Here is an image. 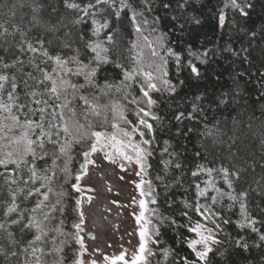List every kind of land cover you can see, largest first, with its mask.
<instances>
[{
    "label": "snow or ice",
    "instance_id": "6c2138e0",
    "mask_svg": "<svg viewBox=\"0 0 264 264\" xmlns=\"http://www.w3.org/2000/svg\"><path fill=\"white\" fill-rule=\"evenodd\" d=\"M0 5L6 9L0 13V264H151L150 257L156 264H264V133L259 158L241 156L233 150L234 131L226 123L209 126L206 118L209 110L233 109L264 123V71L250 70L257 37L264 41V21L258 26L250 21L258 5L264 13V0H222L213 15L216 28L228 33L227 43L181 51L169 37L201 24L206 6L201 0H0ZM124 21L130 31L122 28ZM165 22L168 31L161 29ZM145 49L151 57L147 66ZM215 59L230 61L232 86L208 95L200 82L209 75L222 78L209 73ZM170 61L177 75L187 73L178 83ZM178 87L196 90L185 104H169L170 114L161 115L163 101ZM232 119L234 127L242 123ZM191 124H203L204 138V152L191 157L155 135L174 126L184 136L194 131ZM154 158L153 181L145 177ZM102 162L121 172L136 166L140 211L132 215L139 245L130 260L125 252L85 259L100 253L96 245L88 252L83 235L85 205L92 206L90 212L99 208L100 189L82 181L96 175L90 166L103 176ZM70 181L75 219L69 230L64 185ZM180 190L185 198L178 201L173 193ZM146 198L157 206L150 218ZM87 238L97 239L92 233Z\"/></svg>",
    "mask_w": 264,
    "mask_h": 264
},
{
    "label": "trees",
    "instance_id": "16d2710c",
    "mask_svg": "<svg viewBox=\"0 0 264 264\" xmlns=\"http://www.w3.org/2000/svg\"><path fill=\"white\" fill-rule=\"evenodd\" d=\"M201 3H204L206 5L202 10V13L200 14V18L202 21L201 24H191L185 29L183 33L176 32L169 37L171 46L177 51L187 49L189 46L193 47L194 50L203 48L211 49L217 45L223 46L227 43L229 39L228 33L224 30L216 28V18L213 15L216 9L222 6V0H201ZM5 10L6 9H4L3 5H0V13ZM25 11L27 10L25 9ZM226 11L229 13L231 12L230 9ZM262 21H264V13L261 12V8L258 5L256 10L252 13L250 23H254L258 26ZM121 26L125 31H130L127 21H124ZM161 29L163 31H168L167 22L161 25ZM222 32L223 36L221 35ZM182 54L186 55V52H183ZM150 61L151 57L148 54V50L145 49V66H147V63ZM251 61V71L254 72L257 69L264 71V68L261 67V65L264 64V41H260L259 36L257 37V42L254 44V47L252 49ZM169 67L171 71V78L174 82L178 83L180 79H183L187 76L186 72H181L179 75H177L174 61H170ZM231 71L232 66L229 60L215 59L214 61L210 62L209 73H222V78L217 81L214 76L209 75L208 78L200 82V90L207 91L208 95H212L214 92L219 93V91H221L222 89L227 90L228 87L232 86V81L229 75ZM253 83H255V81H253ZM195 90L196 89L194 87H178L176 95L171 98H166L163 101V105L160 109V114L163 116L169 115L170 111L172 110L168 107L169 104L177 107L185 104L186 97H189ZM241 103L243 104V102ZM256 115L257 117H259V112H257ZM249 116L250 113L247 112L243 113L242 115H238L237 111L233 109L216 111L209 110L206 114L207 121L210 122L209 126H211V124H216L217 122H219V126L223 128L226 123L229 133L231 134L234 131L236 138V142L233 148L234 151L238 150L241 156L249 157L255 153L258 159L260 149L259 139L261 134L264 133V123H262L261 120L258 119L250 120ZM233 117H236V119L242 121V123H238L234 127L232 119ZM249 124L251 125V127H249ZM188 126L193 127L194 131L184 136L177 135V131L174 126L170 128L159 129L155 133V135L158 138H161V144L163 142V139H170L173 148L176 151L180 152L182 155L191 157L195 151H201L203 153L204 138L200 135L203 124H191ZM121 127L126 126L121 124ZM109 129H111L110 126L108 130ZM181 131H186V129L182 128ZM225 139H227V137H225ZM224 147L226 149L227 145H225ZM184 149H187V151L185 152ZM78 151L79 148L77 146V152ZM80 159L82 158L77 157V161H79ZM151 163L153 167L149 169V175L147 176V179H152L154 181L158 165L155 158L151 161ZM78 167L79 163L74 162L72 165L73 170L75 171L76 169H78ZM70 185L71 181L69 182V184L64 185L65 190L69 192V196L65 200V205L68 208L66 227L69 230L71 229L72 220L75 219V216L71 211L72 205L74 203V201L72 200V195L74 194H72L71 192ZM158 191H160L161 193L162 204L163 190L158 189ZM173 194L178 201L185 198L183 190L176 191ZM153 206V208L157 207L156 205ZM161 210H163V208H161ZM153 223H156V221L153 220ZM172 235L173 233L169 232L168 236L165 237V239H168V237H171ZM168 242L170 245H175L176 243V241L174 240H169ZM149 247L153 246L149 244ZM149 259L151 260V264H156V260L154 257H150Z\"/></svg>",
    "mask_w": 264,
    "mask_h": 264
},
{
    "label": "rangeland",
    "instance_id": "374dc122",
    "mask_svg": "<svg viewBox=\"0 0 264 264\" xmlns=\"http://www.w3.org/2000/svg\"><path fill=\"white\" fill-rule=\"evenodd\" d=\"M109 132L112 129L108 130ZM103 163V176L100 174L101 169L92 168L90 172L96 173L92 181L87 177L84 178L82 184H90L100 189L99 192V208L94 212H90L91 205H85V243L88 246V252L92 253V245H96L100 249V253L96 255H86L85 259L102 260L103 255L117 257L121 252H125V259L130 260L136 253L139 245L138 225L132 215L133 212L139 213L138 200L140 199L139 190L135 188V182L139 181V177L135 176V165H131L127 171L121 172L118 166ZM124 179L121 180L120 177ZM147 179V176L145 177ZM112 188L109 192L108 187ZM147 189V185L144 186ZM136 198L137 204L133 205V198ZM117 201V204L111 203ZM97 201H93V204ZM127 205V207H124ZM154 206L147 202L145 205V218L151 217V209ZM105 208L111 209L110 212L104 211ZM95 221V223H94ZM143 223V221H141ZM87 233H92L97 237L96 240H89ZM131 233V235H129ZM111 245V246H109ZM149 246V245H148ZM116 264H123L117 261Z\"/></svg>",
    "mask_w": 264,
    "mask_h": 264
}]
</instances>
